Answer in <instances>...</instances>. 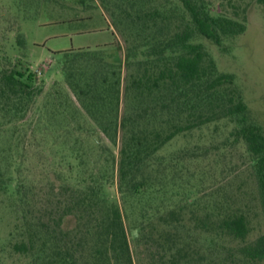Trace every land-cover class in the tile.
Here are the masks:
<instances>
[{
  "label": "trees",
  "instance_id": "16d2710c",
  "mask_svg": "<svg viewBox=\"0 0 264 264\" xmlns=\"http://www.w3.org/2000/svg\"><path fill=\"white\" fill-rule=\"evenodd\" d=\"M178 1L187 17L181 16L178 26L172 28L169 17L158 9L139 10L134 16L120 15L118 23L111 17L123 45L117 41L102 49L62 53L60 71L68 90L116 151L103 145L102 154L107 152L105 166H95L96 170L87 164L78 166L76 186L68 182L74 170L69 164L68 180L59 188V196L65 199L49 217L40 209L39 217L27 223L37 228L51 225L66 237L78 234L76 243L68 247V243L55 238L53 253L45 261L41 255L44 249H38L41 244L37 242L43 231L37 229L26 243L14 244L15 252L34 255L36 264H140L141 260L146 264H213L195 242L181 234L185 222L213 239L246 240L250 222L244 213L191 210L186 214L183 208L167 205L168 199L156 202L158 193L166 192L157 189L159 184L152 175L161 149L181 134L221 120L235 124L232 136L243 142L252 157L257 186L264 198V132L249 119V109L234 76L220 73L204 46L195 41L199 37L221 47L224 39L240 35L245 26L213 16L191 0ZM257 2L264 8V0ZM29 10L24 3L4 21L9 24L7 34L15 33L13 43L19 48L25 46L18 31L20 13ZM8 42L9 35L4 34L0 41V192L27 205L30 188L26 182L11 190V180L3 178H10L7 176L12 167L22 180V169L27 168L23 155L37 142L36 130L47 125L43 116L38 117L32 138L27 139L25 127L31 123L26 117L42 87L35 85V75H26L21 61L9 59L4 49ZM6 127L11 132L7 137ZM108 184L115 187L124 209L106 195L104 186ZM131 198L141 205L139 235L134 240L138 250L134 253L124 224V218H128L125 205ZM68 216H74L77 224L75 230L66 233L61 226ZM76 253H80V259H76ZM143 255L144 259H139ZM238 260L264 264V232L239 248Z\"/></svg>",
  "mask_w": 264,
  "mask_h": 264
},
{
  "label": "rangeland",
  "instance_id": "374dc122",
  "mask_svg": "<svg viewBox=\"0 0 264 264\" xmlns=\"http://www.w3.org/2000/svg\"><path fill=\"white\" fill-rule=\"evenodd\" d=\"M191 1L205 7L213 16L244 24L245 31L224 39L221 47L199 37L195 41L204 46L220 73L234 76V83L249 109V119L264 132L263 6L257 0ZM24 3L30 10L20 13L18 31L24 37L25 46L19 48L13 43L15 33L7 34L9 24L4 21L11 19ZM153 9L169 17L172 28L180 25L181 16L187 19L178 0H0V41L4 34L9 35L4 48L6 54L13 62L21 61L27 69L26 75H35V85L42 87L41 95L26 117L27 123H31L30 127H25L27 139L32 138L33 123L38 117L43 116V123L47 125L36 130L37 142L34 145L30 140L33 146L23 155L27 168L22 169V180L12 167L7 176L10 178H3L11 180V190L24 180L30 191L27 205L0 192V264H36L34 255L17 253L13 246L26 243L37 229L43 231L37 242L41 244L38 249H44L41 255L45 261L53 253L55 238L68 243V247L75 244L80 237L78 234L66 237L51 225L37 228L28 227L27 223L39 217L40 209L49 217L65 199L59 196V188L68 180L69 164L74 170L68 182L76 186L78 166L87 164L95 170L105 166L107 152L102 154L103 145L116 151L68 90L60 71L62 53L102 49L116 45L117 41L123 45L111 25V17L118 23L120 15L134 16L135 11ZM119 28L123 29L120 23ZM235 127L229 120H221L177 136L158 153L152 173L159 184L157 189L161 187L166 191L158 193L157 203L168 199L167 205L183 208L186 214L191 210L209 214L236 210L247 216L250 233L245 241L228 237L213 239L194 231L188 222L183 224L181 234L195 242L213 264H244L238 260L239 248L264 232V198L257 186L252 157L243 142L232 136ZM5 130L7 137L11 132L8 127ZM57 151L61 152L56 154ZM63 155L68 159L62 161ZM104 189L109 199L124 209L115 187L108 184ZM125 207L128 218H124V224L134 253L138 250L134 240L139 235L141 205L131 198ZM76 224V218L68 216L61 229L68 233L76 229ZM74 255L80 259V253ZM139 259H144V255ZM146 263L140 261V264Z\"/></svg>",
  "mask_w": 264,
  "mask_h": 264
}]
</instances>
